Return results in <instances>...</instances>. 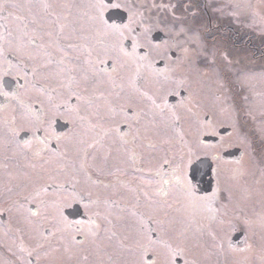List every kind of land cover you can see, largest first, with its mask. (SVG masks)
I'll return each mask as SVG.
<instances>
[{"label": "flooded vegetation", "instance_id": "1", "mask_svg": "<svg viewBox=\"0 0 264 264\" xmlns=\"http://www.w3.org/2000/svg\"><path fill=\"white\" fill-rule=\"evenodd\" d=\"M201 1L204 15L196 11ZM207 2L152 0V32L143 45V26L137 20L141 16L135 14L133 19L132 13L117 0H104L102 17L98 8V21L93 6L96 0H0V185H20L13 183L14 179L26 183L31 175L37 177L44 172L43 180L35 186L57 194L51 196L53 201L45 203L47 206H26L24 196L28 194L7 197L0 193L1 259L9 260L12 253L19 254L8 247L9 240L29 243L16 227L23 221L24 233L30 232L28 207L33 219L41 211L49 212V208L57 212L60 220L63 217L80 232L77 238L81 242L75 244L120 249L124 260L117 252L108 254L110 264H185L184 253H192L186 250L188 239L178 234L200 237L207 226H218L208 232L217 248L224 246L237 254L251 250L253 241L244 232L233 226L226 231L219 227L224 225L223 217L231 215L232 206V211L237 212L239 198L234 193L237 187L232 184V197L223 205L226 191L213 158L219 156L235 165L249 159L251 170L254 171L253 163L264 175V140L261 142L258 134L251 131L245 134L250 154L243 149H225L232 147L224 139L231 136L232 129L216 127L221 114L215 117L213 107L207 113L200 78L222 77L218 85L222 94L223 77L232 78L233 84L237 77L234 57L230 59L227 52L224 57L219 56L220 49H213L212 40L204 33L203 37L198 29V21L208 17ZM191 9L197 13L194 21L188 15ZM108 11L121 17L126 14L125 20H117L118 15L108 20ZM124 30H133L132 38L119 37L114 44L109 43V35L125 36ZM192 36L194 39H189ZM127 50L131 53L129 58L124 57ZM126 66L129 68L124 69ZM92 70L103 82L91 77L95 91L81 105L77 103L79 94H86L83 92L89 83L83 77L89 78ZM56 77L59 83H65L66 92L73 94L67 105L79 107L80 112H72L75 118L68 122L48 113L53 107L45 101L44 93L55 94L60 88L52 83ZM214 79L211 81L215 83ZM26 85L35 92L23 93ZM225 90L228 92L226 87ZM32 95L38 101H32ZM236 104L239 115L242 107ZM189 105L194 106L192 123L202 125V134H188L189 127L179 115ZM84 109L87 116L78 117ZM19 111L28 119L16 117ZM83 133H91L96 141L89 147L90 156L87 149L80 160L75 156L81 163L78 165L76 159L68 160L65 151L74 141L67 140L64 134L77 135L79 139ZM193 146L209 147L212 155L208 158L203 152L194 160L188 159L186 155ZM203 159L209 160L208 168L198 167L191 173V166ZM64 161L70 164L65 166L67 176L58 169ZM197 172L202 174L198 176ZM82 185L89 190H83ZM247 189L260 192L259 197L250 198V204L244 205H249L250 221L254 222L255 216L259 219L253 227L261 238L264 183L250 181ZM23 205L24 218L11 214L12 208ZM218 211L220 217L216 216ZM95 224L100 225L99 229ZM254 243L263 245L264 241ZM112 257L121 262L111 261ZM17 258L21 264L20 256ZM26 261L35 262L31 256Z\"/></svg>", "mask_w": 264, "mask_h": 264}, {"label": "rangeland", "instance_id": "2", "mask_svg": "<svg viewBox=\"0 0 264 264\" xmlns=\"http://www.w3.org/2000/svg\"><path fill=\"white\" fill-rule=\"evenodd\" d=\"M117 1L122 7H124V9H126V11H128V13H132L131 15L133 16V19H135V14H139L141 16V18H138L137 20L140 21L141 26H143L141 30V39L143 45L146 44L145 42H147V36L152 32L153 25L150 12L152 0ZM207 3L208 5L205 8L208 17H206V19L204 17L201 21H198V29L201 30L202 36L204 33L206 38L212 40L213 49H220L221 54L219 56L222 55L221 57H224L223 55L227 52L230 59L234 57V60L232 61L233 66H237V77H235L236 85L231 81L232 78L224 76L223 81L225 86L222 85V94L218 92V85L222 77L219 78L218 76L212 77L203 75L202 78H200V85L204 87L207 113L211 110V107H213L212 109H215L217 113L215 117H218V115L221 114V117L219 118L220 120H216L218 122L216 127L219 126L222 129L225 128V131L227 128L232 129L231 136L224 138L225 141H229V145L232 147L225 149L235 148L238 151L244 150L247 154H250L249 141L248 139H245V134L252 131L251 133L258 134L261 142L264 140V0H208ZM94 9L96 21H98L97 19L99 15L97 13L99 12V9L97 7H94ZM196 11H200L204 15V6L202 1L201 4L197 5ZM188 15L190 20L193 19L194 21L197 13L191 9V12ZM125 31L126 30H124V32ZM109 36V43L114 44L119 37L132 38L133 30H127L125 32V36L123 33L116 34V36ZM192 37L189 39H194V37ZM184 42L186 41L183 40V43ZM125 49L126 48H124V50ZM118 52H120V49ZM130 54L131 53L127 50L124 57L129 58ZM246 56H249V60H246ZM128 68V66L124 67V69ZM226 72H228V70H226ZM246 75L247 77H245ZM91 77H94L95 81L103 82L100 79L101 76L97 74L95 70L91 71L89 78L83 77L84 82L87 83L89 80V83L84 89L86 91L83 92L86 94H79L80 99H78L77 103L81 105L82 100L88 98L91 93L95 91ZM212 78H215V83L211 81ZM52 83L56 86V88L57 86H60V88L57 89L55 94L47 92L48 94L45 96L44 93V98H46L45 101L48 100V105L53 107V111L51 110V112L48 113L52 115L53 118L57 116L63 121H71L75 118L72 112H80L78 109L79 107H77L78 105H67L69 98L72 97L73 94L66 92L65 83H62V81L59 83L57 77L52 80ZM188 86L189 85L186 84V88ZM28 87L29 86L26 85L23 88V93L29 94V92H35L33 89ZM225 87L228 92L225 90ZM28 89H30V91H27ZM41 97L43 98V95H41ZM35 98L38 97L32 95V101H38V99L36 100ZM235 103H238L239 105H236L242 107L239 109V115L234 105ZM55 106H62V111L59 110L58 107L55 108ZM86 111L87 110L84 109L82 111L83 114L81 115L80 113V115L77 116L86 117ZM19 112L20 113L16 115V117L20 119H28L24 113L21 111ZM193 112L194 106L189 105V109H183L179 115L184 117V123L189 127V129H187L188 134L192 135L196 132L202 134V125L196 126V123H192L194 117ZM90 113V111L87 112L89 117ZM249 119L251 120L249 121ZM247 125L249 128H247ZM206 127V134L209 135V121L206 124ZM64 135L67 140L70 139L74 141V143L71 144V147L68 148V151H65L69 161L72 162L73 159H76L75 156H77L78 160H80V158L86 154V149L87 153H89L88 156L92 154L89 147L96 141L94 135L91 133H89V135L83 133L79 139L77 138V135ZM203 152L207 154L208 158L209 155H212L209 147L195 149L193 146V151L189 155H186V157H188V159L192 157L191 159L194 160L195 157L202 155ZM78 160L76 159L75 162L80 165L81 163ZM213 160L215 161V165L218 167V176L222 178L221 183L226 191V195L223 197V205L228 204V198L232 197L229 195L232 184L237 187L234 193L239 198V201H237L238 205L236 207L237 212L232 211L234 208L232 206L230 212L231 215L227 217L224 216L222 219L224 220V225L219 227L221 231H226V229L232 230L233 228L231 226H233L244 232L248 235L249 239L253 241L252 248L251 250L246 251V253L238 252V254L232 251L228 252L226 248H223L224 246L217 248V242L215 240L213 241L210 237L211 233L208 232L218 229L216 228L218 226H207L204 229L206 232H202L200 237H198V235L193 236L191 233L178 234V237H185V239H188L187 244L189 246L186 250L187 252L192 253L191 255L184 253L186 259L185 264H264V244L259 245L254 243L258 242L259 239L264 241V235L259 238L258 234H256L255 228L253 227L254 223L255 225L259 224V221H257L259 219L255 216L253 218L254 222L250 221L249 218L252 217V215L248 212L249 205H244L250 204V198L259 197L257 194L260 192H253L252 190L247 189L250 181L260 180L264 183V175L259 174V170L252 162L254 171L251 170V165L248 162L249 159L241 160L236 165L223 161L219 156L213 158ZM66 165L70 166L67 161H64L62 167H58V169L61 172L64 171V175L67 176V174H65V172H67V169L65 168ZM43 174L44 172L39 174L37 177L35 175H31V178L28 177L27 182L29 185H27V182L22 183V179H14L13 181V183H18L20 185H12L8 187L5 185L4 188H1L2 185H0V193L2 196L6 195L7 197L12 194H28L27 196H24V204L26 206L32 204L39 206L41 204L44 205L46 202L49 203L50 201H53L51 196H57L56 192L47 190V193L41 185L35 186L34 184H39V182L43 180ZM58 176L59 173H57V177ZM54 177L56 176L54 175L51 178ZM56 180L58 179L56 178ZM56 180L54 181L57 182ZM81 188L83 190H89V187L86 185H82ZM3 189L5 192L2 191ZM51 189H54V186H51ZM16 203L17 202H14V204ZM234 204L235 203L233 202L232 205ZM241 204H243L242 207H240ZM25 205L21 207L19 206V208H12L11 214L16 218H24V212L26 210V207H24ZM45 206H47V204H45ZM27 211L28 217L32 222L31 227H33L30 229V232L26 231V233H24L25 228L23 227V221H21V224H16L18 222L16 221L15 224L18 228L17 230L21 234V237H23L24 240L29 239V243L26 242V245H23V243L21 244V242H19V239H8V247L12 249V251L15 249V252L19 253L17 255L20 256L21 264H110L109 257L114 253H119L121 251L120 249H100L93 246H81V248H78L80 245L75 244L76 241L73 240V237L80 236V232H77L74 227H70V223L67 220H64L63 217L62 220H60L59 216L56 215L57 212H54V210L49 208L50 213L46 210L41 211L37 217L33 219L34 216L31 214L29 215V207ZM70 212L71 209L69 213ZM17 215H19V217H17ZM220 215L221 212L218 211L216 216L220 217ZM59 246L61 247L60 250L58 249ZM255 246L257 247L256 249ZM64 247L67 248L68 252H65ZM87 249L90 250L88 251ZM158 253L160 255L163 254L162 251H158ZM108 254L110 256H108ZM235 254H237L239 258L235 256ZM17 255L12 253V259L9 260H3L0 257V264H19ZM119 255L120 258L124 260V256H122L123 254L119 253ZM27 256H31L36 263H30L27 261L25 263ZM112 258L113 259L111 261L119 259V262H121L120 258Z\"/></svg>", "mask_w": 264, "mask_h": 264}, {"label": "snow or ice", "instance_id": "3", "mask_svg": "<svg viewBox=\"0 0 264 264\" xmlns=\"http://www.w3.org/2000/svg\"><path fill=\"white\" fill-rule=\"evenodd\" d=\"M94 7H97L99 8L101 11H100V16L102 17L103 13H102V9L103 7H105V4H104V0H96V4L93 5ZM115 7H118L119 5H114ZM45 7H48L47 5H45ZM35 71V69H34ZM37 155H39V152L36 153ZM185 182H187L186 178H185ZM165 183H167V181H165ZM190 187V186H189ZM190 194H193L190 192ZM97 229H99L100 225L99 224H95L94 225ZM73 240H75L77 243H80L81 241H79V239L77 237H73Z\"/></svg>", "mask_w": 264, "mask_h": 264}, {"label": "water", "instance_id": "4", "mask_svg": "<svg viewBox=\"0 0 264 264\" xmlns=\"http://www.w3.org/2000/svg\"><path fill=\"white\" fill-rule=\"evenodd\" d=\"M220 132H223V131H220ZM236 151H238V150H236ZM209 165H210L209 160H208V159H203V160H200V161L194 163V164L191 166L190 171H191V173H192V172H196V171H197L196 168H198V167H204V170H205V169L208 168ZM195 170H196V171H195ZM204 170H203V171H204ZM201 174H202V172H201ZM201 174L197 172V175H198V176H200ZM197 178H198V177H197ZM197 178H196V179H197Z\"/></svg>", "mask_w": 264, "mask_h": 264}, {"label": "bare ground", "instance_id": "5", "mask_svg": "<svg viewBox=\"0 0 264 264\" xmlns=\"http://www.w3.org/2000/svg\"><path fill=\"white\" fill-rule=\"evenodd\" d=\"M107 18H108V20H112V18H114L116 15H118V14H116V15H114V11H108L107 12ZM125 17H126V14H125V16L124 17H121L120 15H118V17H117V20H119V21H124L125 20ZM238 199V198H237ZM30 224V228H33V227H31L32 226V222H30L29 223ZM32 233V232H31ZM60 247V246H59ZM58 247V248H59ZM61 248V247H60ZM78 248H81V246H79ZM64 250H65V252H68V250H67V248H65L64 247ZM86 254V253H85Z\"/></svg>", "mask_w": 264, "mask_h": 264}]
</instances>
